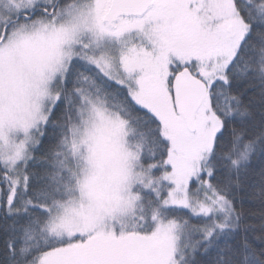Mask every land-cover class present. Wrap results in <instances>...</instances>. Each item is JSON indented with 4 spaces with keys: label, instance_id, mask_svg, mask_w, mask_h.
I'll return each mask as SVG.
<instances>
[{
    "label": "snow or ice",
    "instance_id": "obj_1",
    "mask_svg": "<svg viewBox=\"0 0 264 264\" xmlns=\"http://www.w3.org/2000/svg\"><path fill=\"white\" fill-rule=\"evenodd\" d=\"M0 264H264V0H0Z\"/></svg>",
    "mask_w": 264,
    "mask_h": 264
}]
</instances>
